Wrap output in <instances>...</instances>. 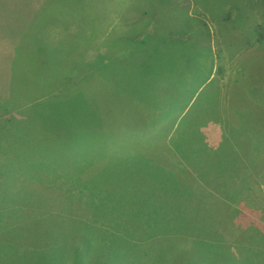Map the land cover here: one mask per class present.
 Instances as JSON below:
<instances>
[{"label": "rangeland", "instance_id": "rangeland-1", "mask_svg": "<svg viewBox=\"0 0 264 264\" xmlns=\"http://www.w3.org/2000/svg\"><path fill=\"white\" fill-rule=\"evenodd\" d=\"M131 1L0 0V264H264V0H215L235 19L218 44L231 71L203 76L206 104L189 108L215 111L229 161L209 193L164 168L167 131L183 148L199 130L194 110L170 106L173 85L100 73L92 58L101 22L119 34L117 10ZM194 2L173 1L189 13ZM143 5L136 16L152 24ZM80 92L81 110L61 107Z\"/></svg>", "mask_w": 264, "mask_h": 264}, {"label": "crops", "instance_id": "crops-1", "mask_svg": "<svg viewBox=\"0 0 264 264\" xmlns=\"http://www.w3.org/2000/svg\"><path fill=\"white\" fill-rule=\"evenodd\" d=\"M137 1H131L125 7L117 10L118 18L114 27L119 34L113 36L112 29L110 34L104 33L105 24L101 22L103 30L99 46L100 54L92 58L99 59L100 73L107 71L112 73L115 72V69H119V74L140 73L161 76L158 87L162 90L173 85V95L166 98L167 100L171 99L170 106H174V109L178 108L177 115L181 117L194 110L189 123L199 127V130L197 132L189 131L186 134V144L181 143L183 148H179L178 143L174 142L175 137L172 136L174 129L167 131L170 143L164 168L169 171L170 179L174 177L183 178V182L196 181L191 185L181 181H178L177 184L201 187L208 192V187L214 186L212 183L217 177L216 172L220 170L221 164L224 165L229 161L228 158H223L220 154L223 137L219 133L221 128L218 125L219 120L215 118V111L211 110L210 116H205L203 119L196 112L197 108H189L195 103L206 104L204 92L209 81H204L203 76H214L215 69L219 73H221V69L226 72L231 71V69L223 68L222 63L228 62V59L231 60L233 56L226 51L221 55L218 44L221 35L224 34L221 32V27L229 28L235 19L226 12H223L221 16V13L218 12L220 4L215 0L214 4L211 3L212 7H207V2L204 4L203 0L200 2L195 0L193 5L196 10L194 13L179 10L177 7L180 6V3L166 0L161 5L163 15L151 13L150 7L158 4L157 0H144L148 5V8L143 5L147 14H151L157 19H154L155 22L150 24L148 21L145 23L137 18L136 14L140 13V9L138 12L135 8ZM121 4L124 3L121 2ZM92 23L94 24V22ZM86 39L89 44L94 43L91 36H87ZM112 41H115V44H112ZM94 47L96 48V46ZM140 52L143 53L142 56H140ZM135 56L144 59L140 62L142 65L132 69L125 63V59ZM179 75L183 76L181 82H179ZM170 76L173 78H169ZM213 82H215L214 79L211 83ZM215 89L216 86L211 89V92L214 93ZM201 97L202 100H200ZM211 129L212 132L206 137L205 130L208 132ZM181 150H183L182 155L179 153ZM149 166L160 165L151 163ZM177 172H182L183 177L175 175Z\"/></svg>", "mask_w": 264, "mask_h": 264}, {"label": "trees", "instance_id": "trees-1", "mask_svg": "<svg viewBox=\"0 0 264 264\" xmlns=\"http://www.w3.org/2000/svg\"><path fill=\"white\" fill-rule=\"evenodd\" d=\"M161 78V77H160ZM159 78V79H160ZM159 79L157 80V81H159ZM63 81V80H62ZM64 82V81H63ZM62 85H63V83H62ZM64 86V85H63ZM68 90V89H67ZM81 97H82V93L80 92V93H78L77 95H73L71 98H69L68 100H66V101H63L61 104L63 105H61V107H65V106H67V108L69 107V108H72L73 107V104H74V102H75V100L76 99H78L80 102H82L80 105H81V107L84 105V103L83 102H85V99H84V97H82V99H81ZM62 100V99H61ZM71 100V102L72 103H70L69 101ZM79 104V102L77 101L76 102V105L73 107L75 110H81V108H80V106H77ZM76 111H74V112H71V113H69L70 114V116L71 115H73V114H76L75 113ZM74 117V115L71 117V118H73ZM74 118H77L76 116L74 117ZM64 121V120H63ZM63 121H61V126H62V128H67V127H63ZM233 264H237L236 262H233Z\"/></svg>", "mask_w": 264, "mask_h": 264}]
</instances>
